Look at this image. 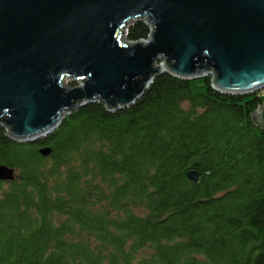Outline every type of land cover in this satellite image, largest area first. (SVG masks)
<instances>
[{"label":"trees","instance_id":"16d2710c","mask_svg":"<svg viewBox=\"0 0 264 264\" xmlns=\"http://www.w3.org/2000/svg\"><path fill=\"white\" fill-rule=\"evenodd\" d=\"M148 35L136 22L126 41ZM210 82L163 74L130 108L83 107L36 143L0 128L14 172L0 183V264H264V134L250 119L264 90Z\"/></svg>","mask_w":264,"mask_h":264},{"label":"water","instance_id":"95a60500","mask_svg":"<svg viewBox=\"0 0 264 264\" xmlns=\"http://www.w3.org/2000/svg\"><path fill=\"white\" fill-rule=\"evenodd\" d=\"M136 22L148 38L127 42ZM163 74L210 77L222 96L264 90V0H0V128L14 143L86 106L130 108ZM250 119L264 134V106ZM13 175L0 167V183Z\"/></svg>","mask_w":264,"mask_h":264}]
</instances>
